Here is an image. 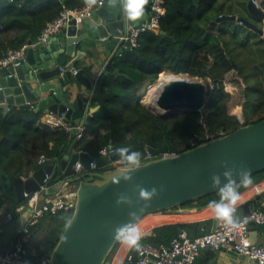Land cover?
<instances>
[{
    "label": "trees",
    "instance_id": "1",
    "mask_svg": "<svg viewBox=\"0 0 264 264\" xmlns=\"http://www.w3.org/2000/svg\"><path fill=\"white\" fill-rule=\"evenodd\" d=\"M218 1L163 0L164 12L158 18V27L140 32L136 45L112 53L87 98L89 107H98L86 115L82 135L74 144L76 150H86L97 156L99 149L110 143L139 151L143 158L147 145L159 147L166 142L168 152L177 153L192 147L188 138L193 134L233 131L242 123L236 114L229 112L231 94L225 89L224 76L231 70L237 71L246 83L243 123L264 117V80L262 82L258 76V71L264 70V39H254L252 43L247 39L241 40L245 46L256 43L254 49L259 60L250 64L249 55H245L242 49L238 51L240 44L235 41L243 25L230 20H216L209 15L213 8H216L217 15L240 14L233 10L231 4L227 7L224 2L217 4ZM239 4L240 10L246 8V2L239 0ZM83 5L84 0H0V56L29 39L36 42L43 27L59 14L63 6L74 8ZM261 6L264 7V0H261ZM225 8H229L228 11ZM229 28L234 32L226 37L225 34L231 31ZM162 71L187 73L205 79L209 88L199 110L163 118L141 102L145 87L153 84ZM249 110L253 113L250 114ZM83 113L84 108L76 111L74 119ZM45 115L44 110H36L25 103L11 105L6 113L0 109V173L8 185L3 194L4 201L14 203L9 210L13 216L17 214V205L22 202L15 201L11 185L13 177L38 167L40 154L58 165L75 138L74 131L47 123ZM74 119L71 123H75ZM262 177L264 169L254 173L251 179L256 181ZM53 181L54 177L51 178ZM243 189L244 186H240L239 193ZM219 199V193L215 191L155 212L186 206L202 207ZM72 211L45 212L35 226L36 230L41 228L42 235L33 240L31 247L34 251L28 246L23 256L25 264H41L42 259H49ZM204 224L205 221L200 220L156 225L142 234L139 243L166 244L181 228L189 236H195L205 232ZM139 228L142 229L141 226ZM119 244L117 241L110 254ZM135 250L130 248L129 252L134 253Z\"/></svg>",
    "mask_w": 264,
    "mask_h": 264
},
{
    "label": "water",
    "instance_id": "2",
    "mask_svg": "<svg viewBox=\"0 0 264 264\" xmlns=\"http://www.w3.org/2000/svg\"><path fill=\"white\" fill-rule=\"evenodd\" d=\"M246 8L251 16L263 21V26L251 19L237 14H223L218 19L237 21L264 38V8L254 0H247ZM153 10L150 1L145 6L144 15L137 21L126 19L122 6L109 5L108 0L96 7L92 19L94 26L81 31V24L71 19L57 32L51 34L36 46H29L25 60L18 65L7 66L0 73V109L6 113L14 103L35 102L36 110L42 109L52 113L63 114L65 122L74 119V110L85 109L86 95L77 94L74 105L69 101V93L61 91L57 95L55 86H47L43 93L42 84L47 79L59 77L68 84L73 77L85 90L93 88L94 82L85 74V66L76 67L79 59L85 55L77 49L79 43L90 38L92 46L101 40L102 48L111 45V37L117 32L149 21ZM32 43V40H28ZM60 47V49H59ZM112 45L110 46V48ZM114 47V46H113ZM118 51V50H117ZM65 52L70 58L63 67L60 64L52 68L38 70L44 60L56 59L59 53ZM75 52V54H74ZM76 67L75 69H73ZM171 73V72H170ZM176 77L163 84L156 96L155 104L141 102L154 113L165 118L186 111L199 110L205 102L209 84L205 81L180 76L183 73H172ZM33 81L35 84L33 85ZM98 105L91 107V111ZM237 117L242 123L239 127L207 139L199 144L177 153L168 152L167 143L159 147L147 145L151 158L142 161V167L132 174L130 181L120 179L119 170L122 165L114 166L111 160L116 157L117 150L125 147L112 145L106 154L94 156L86 150H74L76 138L71 142L58 165L44 159L38 166L13 177L11 185L16 202L24 200V191L30 192L38 188L46 174H51L55 181L64 178L76 182V202L71 216L66 222L57 243L52 249L47 264H104L112 248L116 244L115 230L133 219L137 222L144 215L163 209H170L184 202L193 200L207 193L218 191L212 186L211 176L222 173L225 164L231 167L233 179L239 181L240 171L247 170L251 176L264 169V117L250 123H243V113ZM75 123L85 121V117H77ZM129 149V148H128ZM132 151L131 149H129ZM93 161L95 168L102 169L95 178H86L75 169L79 162L82 169H90ZM222 183L226 182L221 176ZM151 190L156 188L158 194L150 200L139 198V187ZM7 182L0 174V213L4 205L3 194L7 190ZM120 194L131 200V204H117ZM250 200L242 202L243 214L249 215ZM135 212V218L130 216ZM71 221V223H69ZM217 219H213L212 230ZM256 224L250 219V239L252 242Z\"/></svg>",
    "mask_w": 264,
    "mask_h": 264
},
{
    "label": "built area",
    "instance_id": "3",
    "mask_svg": "<svg viewBox=\"0 0 264 264\" xmlns=\"http://www.w3.org/2000/svg\"><path fill=\"white\" fill-rule=\"evenodd\" d=\"M149 1L153 10L149 21L139 24L127 32H121L118 35V52L122 48L136 45V39L140 32L158 27V18L164 12L163 0ZM103 2L104 0H97V4L91 8L86 5L74 8L63 6L59 14L46 23L36 42H24L20 47L10 48L3 56H0V72L9 65H18L25 60L26 50L29 46H36L45 42L48 36L57 32L63 25L68 24L71 19H74L76 24H81L83 20L91 18L95 8L102 5ZM254 2L261 6V0H254ZM30 106L34 108L33 104H30ZM87 114H90L89 110H86L82 117H86ZM45 121L52 125H61L66 130L74 131L76 139L82 135V130L84 129L83 121L79 123L65 122L63 114L47 112ZM224 133L223 130H220L216 133L206 131L203 134H193L188 138V142L191 146H195L200 142ZM111 146L112 144L109 143L101 147L98 155L106 154ZM150 157L151 154L146 149L141 162ZM44 159H46L45 156L40 154L37 163L41 164ZM111 163L114 166L122 165L119 157L112 159ZM75 169L78 174L84 175V172L94 170L95 166L92 161L91 168L83 170L80 163L76 162ZM51 178V174H46L37 189L30 192L24 191V201L17 205L16 211L19 213L29 207L28 218L26 223L18 229L20 237L4 254L0 255V264H25L23 256L28 248L26 236L31 233L32 227L38 225L40 218L45 212H55L59 209L67 211L74 208L77 184L74 183L72 187H68L69 179L64 178L61 181L51 182ZM6 214L9 219L14 217L10 211ZM250 219L255 224H264V210L255 208L251 210L249 215L243 214L239 218L240 226L237 228L229 229L222 221L218 220L213 230L202 232L195 236H189L187 231L181 228L166 244L155 245L150 242H144L140 244V247L134 253L129 252L126 255V264H191L203 247L246 254L256 259L259 264H264V247L252 242L250 239ZM108 258L104 264H109ZM48 260L47 258L42 259L41 264H47Z\"/></svg>",
    "mask_w": 264,
    "mask_h": 264
},
{
    "label": "crops",
    "instance_id": "4",
    "mask_svg": "<svg viewBox=\"0 0 264 264\" xmlns=\"http://www.w3.org/2000/svg\"><path fill=\"white\" fill-rule=\"evenodd\" d=\"M264 8V7H263ZM95 21L92 18H87L82 21L81 26L82 29L80 32L85 31L86 29L91 28L95 25ZM127 29L124 32L129 31ZM121 32H117L116 36L111 37V45L106 46L105 49L102 48L101 40H98L95 46H92V40L90 38H86L82 40L77 49H81L85 52V55L79 59V62L76 67L85 66V74L95 83V79L97 78L99 72L101 71L104 63L109 59L114 51L118 49V35ZM114 46V47H113ZM60 49V47H59ZM75 54V52H74ZM70 58V56L66 55L65 52L59 53L56 59L44 60L38 66V70H44L48 68H52L53 66L60 64L63 67L65 63ZM74 67L73 69H75ZM4 71V70H3ZM1 71L0 73H2ZM164 72V71H163ZM62 80L59 77H52L45 81V84H42L43 93H46L47 86H55V90L58 96H60L61 91H65L69 93V101L72 105L75 104L77 99V94L82 92L86 95L85 100V110H90L91 107L88 106L87 98L91 95V90H85L84 87L78 83L73 77L70 79V83H62ZM35 81H33V85ZM44 93V94H45ZM25 104H35V102H23ZM12 105H19V103H14ZM46 113L47 111L44 110ZM91 111V110H90ZM76 110H74L75 114ZM74 150H76L74 148ZM33 169V168H32ZM30 169V171L32 170ZM102 169L95 168L94 170L86 171V176H90V178L94 175H98ZM1 174V173H0ZM27 173L25 172L24 175ZM251 179V178H250ZM59 185V183H57ZM74 182H68V187H72ZM240 201L236 205V217H240L243 215L242 202L250 200L249 206L251 210L255 208H260L264 210V177L259 180H252L251 183L244 187V189L240 192ZM14 203H7L4 201L3 208L0 213V255L4 254L12 244L18 239L19 232L18 229L26 223L29 213V207H26L21 212H17L16 216L9 219L7 217V212L13 206ZM216 218L215 212L210 209L207 205L202 207H178L173 210H167L162 212H152L141 217L137 222H135L138 227L141 226V232L148 233L151 229L160 224L169 223V222H192V221H205L204 230L210 231L213 227V219ZM218 221V220H217ZM216 221V222H217ZM34 227L31 229V233H29L26 238V245L31 247L33 244V240H38L42 231L41 228L36 230ZM251 231V230H250ZM254 243L259 244L264 247V224H256L255 232L253 235ZM32 251L35 249L33 247ZM130 248L121 243L118 247L109 255L108 262L109 264H126V255L129 253ZM191 264H259L256 259L246 254H239L232 251H227L224 249L212 250L209 247H203L199 254L196 256L194 261Z\"/></svg>",
    "mask_w": 264,
    "mask_h": 264
},
{
    "label": "clouds",
    "instance_id": "5",
    "mask_svg": "<svg viewBox=\"0 0 264 264\" xmlns=\"http://www.w3.org/2000/svg\"><path fill=\"white\" fill-rule=\"evenodd\" d=\"M108 2L109 5L113 7L117 5L122 6L123 14L126 19L137 21L144 15L145 6L148 4L149 0H108ZM84 4L91 8L97 4V0H84ZM86 110L84 109V113ZM117 154L120 157L122 167L119 170V176L116 178L115 182L118 183L120 179L130 181L132 179V174L143 166L141 163V153L139 151H130L128 148H120L117 150ZM224 168L225 170L222 173H215L211 176L212 186L218 189L220 199L219 201H209L208 207L215 212L217 220L222 221L226 227L231 229L240 226V221L235 215L236 205L241 199L238 189L240 186L247 187L251 183V179L247 170L242 169L239 173V182H237L233 179L234 170L226 164ZM84 175H86V173ZM221 176H223L226 182L222 183ZM74 183L77 184L76 182ZM157 194L156 188L148 190L139 187V198L145 201L150 200ZM116 202L117 204L132 203L131 200L123 194L118 196ZM130 216L135 218L136 213L131 212ZM69 223H71V221H69ZM115 239L128 248L138 249L140 247L139 242L142 239V232L133 219L115 230Z\"/></svg>",
    "mask_w": 264,
    "mask_h": 264
},
{
    "label": "rangeland",
    "instance_id": "6",
    "mask_svg": "<svg viewBox=\"0 0 264 264\" xmlns=\"http://www.w3.org/2000/svg\"><path fill=\"white\" fill-rule=\"evenodd\" d=\"M243 2H246L247 3V0H241ZM220 2H224L225 6L228 7L229 4L232 5L233 7V10L236 11L237 13H240V14H237V15H242V16H245L249 19H251L252 21H254L255 23H257L258 25L260 26H263V21L259 18H256L254 16H251L250 13L248 12V9H244L241 8L240 4H239V0H219L217 2V4H219ZM216 4V5H217ZM229 8H225V11H228ZM209 15L211 17H215L216 20H226V19H218V17L220 16L217 15V10L216 8H213L209 11ZM234 24H237L238 22L237 21H232ZM240 24V23H238ZM243 25V24H242ZM236 26V25H234ZM240 28H243L242 30H239L237 32V39L235 41H239V44L240 46L237 48L238 51H240V49L243 50L244 54L245 55H249L247 56L249 58V62L250 64H254V63H257L258 62V54L257 52L255 51L254 49V46L255 44L253 45H247L245 46L244 44L241 43V40H244V39H247L250 43H252V40L254 39H258V38H263L261 37L258 33H254L253 30H250L247 26L243 25V26H240ZM231 31L227 32L225 34L226 37H229V35L234 32L231 28H229ZM246 34H248V36H246ZM264 39V38H263ZM234 41V42H235ZM249 51V52H248ZM264 57V56H263ZM252 59V60H250ZM165 73H167L168 71H164ZM184 76L187 75L188 77L190 78H195V79H198V80H202V81H205L204 78H200L198 76H189L187 73H183ZM258 76L259 78L261 79V81L263 82L264 80V70L263 71H258ZM160 82V78L158 76V79L153 83V84H149L148 86L145 87V91H144V95L147 93V91L149 90V87L150 85H156ZM264 84V83H263ZM224 86H225V89L227 91L230 92L231 94V98H230V101H229V112L230 113H234L236 115H238L240 112L243 113V103L245 101V86H246V83L244 82L243 78L240 76V74L237 72V71H229L225 74L224 76ZM143 89V88H142ZM160 90H157L155 91L156 94L159 93ZM143 95V96H144ZM249 113L252 114L253 111L252 110H249ZM86 178H90V176H86Z\"/></svg>",
    "mask_w": 264,
    "mask_h": 264
},
{
    "label": "bare ground",
    "instance_id": "7",
    "mask_svg": "<svg viewBox=\"0 0 264 264\" xmlns=\"http://www.w3.org/2000/svg\"><path fill=\"white\" fill-rule=\"evenodd\" d=\"M180 76L186 77L187 75L184 76V74H181ZM174 77H176V76L173 75L170 72H167V73H165L163 71L160 72L159 73L160 82L158 84H156V85L155 84L154 85H150L149 90L142 97L143 102H145L147 104H155V100H156V96H157L155 91L160 90L161 87L163 86V84H165L166 82L170 81Z\"/></svg>",
    "mask_w": 264,
    "mask_h": 264
}]
</instances>
